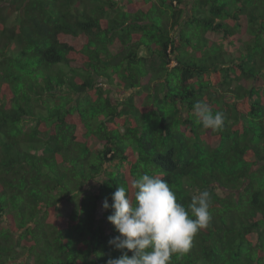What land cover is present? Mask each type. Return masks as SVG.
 <instances>
[{
	"label": "trees",
	"instance_id": "obj_1",
	"mask_svg": "<svg viewBox=\"0 0 264 264\" xmlns=\"http://www.w3.org/2000/svg\"><path fill=\"white\" fill-rule=\"evenodd\" d=\"M0 264H264V0H0Z\"/></svg>",
	"mask_w": 264,
	"mask_h": 264
},
{
	"label": "rangeland",
	"instance_id": "obj_2",
	"mask_svg": "<svg viewBox=\"0 0 264 264\" xmlns=\"http://www.w3.org/2000/svg\"><path fill=\"white\" fill-rule=\"evenodd\" d=\"M185 4H186V0H185ZM16 14H14L11 18H10V21H12V22H14V20L16 19ZM211 39H216L217 40V37L216 36H209ZM219 44H221L222 45V49H224V50H230L231 48H233V47H231V46H229V44H226V43H223L222 44V41L221 40H219ZM111 86H114L113 84H111L110 85V87ZM109 87V85H105L104 86V88L105 89H109L110 88ZM116 92V91H115ZM120 93L122 94L123 93V91H120ZM122 95H125V93H123ZM112 98H114V94H111L110 95ZM113 168V167H112ZM114 169V168H113Z\"/></svg>",
	"mask_w": 264,
	"mask_h": 264
},
{
	"label": "clouds",
	"instance_id": "obj_3",
	"mask_svg": "<svg viewBox=\"0 0 264 264\" xmlns=\"http://www.w3.org/2000/svg\"><path fill=\"white\" fill-rule=\"evenodd\" d=\"M175 63L174 62H172V66L174 65ZM219 195H221V194H219Z\"/></svg>",
	"mask_w": 264,
	"mask_h": 264
}]
</instances>
